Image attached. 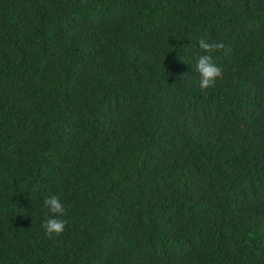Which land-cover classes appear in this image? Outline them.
<instances>
[{
	"label": "trees",
	"instance_id": "trees-1",
	"mask_svg": "<svg viewBox=\"0 0 264 264\" xmlns=\"http://www.w3.org/2000/svg\"><path fill=\"white\" fill-rule=\"evenodd\" d=\"M0 264H264V0H0Z\"/></svg>",
	"mask_w": 264,
	"mask_h": 264
},
{
	"label": "clouds",
	"instance_id": "clouds-1",
	"mask_svg": "<svg viewBox=\"0 0 264 264\" xmlns=\"http://www.w3.org/2000/svg\"><path fill=\"white\" fill-rule=\"evenodd\" d=\"M197 43L202 54L198 56L195 71L200 77L199 86L201 90H205L214 87L217 79L223 77V70L216 64L213 54L217 50L224 48V45L206 38L199 39ZM43 204L44 207L55 215L52 218L46 219L42 227L49 237H52L53 234L59 236L65 231L67 224V221L62 218L67 215L65 205L58 195L45 198Z\"/></svg>",
	"mask_w": 264,
	"mask_h": 264
}]
</instances>
